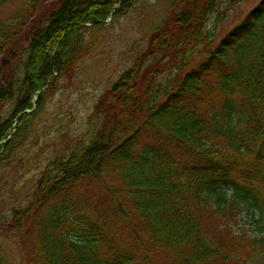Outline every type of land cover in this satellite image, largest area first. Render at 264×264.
Instances as JSON below:
<instances>
[{"label": "trees", "instance_id": "obj_1", "mask_svg": "<svg viewBox=\"0 0 264 264\" xmlns=\"http://www.w3.org/2000/svg\"><path fill=\"white\" fill-rule=\"evenodd\" d=\"M54 2L23 58L22 22L0 24V236L23 264H237L226 218L246 206L264 221V0L214 50L220 0H175L87 123L56 138L46 72L77 70L95 48L76 34L138 0Z\"/></svg>", "mask_w": 264, "mask_h": 264}, {"label": "rangeland", "instance_id": "obj_2", "mask_svg": "<svg viewBox=\"0 0 264 264\" xmlns=\"http://www.w3.org/2000/svg\"><path fill=\"white\" fill-rule=\"evenodd\" d=\"M30 1L9 0L0 9V24L7 28L17 27L15 48L17 50L20 47L18 54L22 58L24 30L38 19L40 12L48 9V4L51 2L55 4L54 0H42L41 7L34 9ZM174 1L138 0V3L118 20L109 21L107 25L101 27H86L76 34L75 47L92 44L95 50L73 73L60 75L61 72L56 70L46 72L47 76L53 73L50 78V82L53 81V95L46 100V104L38 105L44 107L43 112L46 114L51 136L56 138L67 135L69 124L73 131H77L87 123L100 96L108 92L120 73L130 67L136 54L148 45L151 32L169 14V8ZM261 1L220 0L216 11L209 16L205 28L210 49L214 50ZM23 16H26L24 21ZM25 21H28V24H25ZM19 23L21 25L18 27ZM13 25L17 26L12 27ZM203 58L199 57L196 60ZM165 63L166 61L161 65ZM50 65L51 61L48 66ZM169 76V71H165L159 81L163 83ZM13 105V102H10L4 108L3 118H9ZM231 194L232 191L228 190L227 197ZM235 212L234 218L227 217L226 219L230 220L224 223L232 234L231 244L236 246L237 252L243 254L237 259V264H264V241H261L264 239V221L258 212L253 214L246 206ZM18 251L11 236H0V264H23L24 258Z\"/></svg>", "mask_w": 264, "mask_h": 264}]
</instances>
